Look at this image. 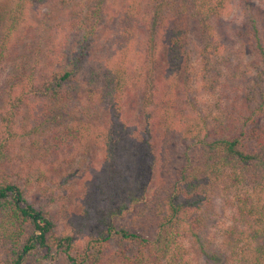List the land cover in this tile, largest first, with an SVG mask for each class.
Masks as SVG:
<instances>
[{
    "label": "trees",
    "instance_id": "16d2710c",
    "mask_svg": "<svg viewBox=\"0 0 264 264\" xmlns=\"http://www.w3.org/2000/svg\"><path fill=\"white\" fill-rule=\"evenodd\" d=\"M53 1L0 0V264H30L36 254L66 264H264V0L240 1L253 62L242 91L216 29L228 0H125L117 59L95 66L93 46L113 1L63 0L74 8L54 27L39 73L11 53L29 10ZM130 96L140 97V113L127 120ZM83 99L104 112V124L86 120L89 110L75 106ZM46 133L53 147L89 142L103 154L74 232L51 209L54 193L44 188L37 206L7 171L17 142ZM218 193L234 213L229 227L216 228ZM211 229L218 246L205 239Z\"/></svg>",
    "mask_w": 264,
    "mask_h": 264
},
{
    "label": "rangeland",
    "instance_id": "374dc122",
    "mask_svg": "<svg viewBox=\"0 0 264 264\" xmlns=\"http://www.w3.org/2000/svg\"><path fill=\"white\" fill-rule=\"evenodd\" d=\"M73 1L75 6H79L85 4L87 0ZM111 1L113 2L105 4L107 8L102 17V25L93 46L92 58L89 63L91 66L105 62L113 64L117 59L113 35L118 26L116 14L123 8L125 0ZM240 1L228 0L227 14L216 24V29L217 34L233 55L232 72L234 71L237 77L231 81H236L232 83L238 84L240 91H242L253 77V62L249 64L250 53L244 48L245 44L241 39L244 16L241 11ZM70 8H74L71 3L65 5L63 0H54L52 3L37 5L34 9L29 10L27 13L29 23L21 31L23 40L17 49L11 53L14 61H18L20 66H23L25 61L29 69L33 66L37 67V71L40 73L48 55L53 53L55 47L51 33L54 31L55 26L57 27V25L62 23ZM111 17H113V21L110 20ZM261 29L264 40V19ZM22 57H25V59L22 60ZM192 60L195 65V58L193 57ZM6 74L7 70L3 73L0 72V113L6 107L4 105L7 87ZM194 95L196 96V93ZM208 98L207 95L200 96L199 103L203 105V102H208ZM125 102L124 115H126V119L132 120L134 117L139 116L140 97L130 96L127 97ZM75 106L79 109L89 110L86 115V117H89L86 120L92 121V125L105 123L104 112L95 107V105L87 103L83 99ZM26 113L25 111L24 114L26 115ZM76 116L78 117L79 115L76 114ZM78 118L81 119L80 116ZM84 119L82 117L81 120ZM48 134L24 140L20 143L17 142L9 154V168L7 171L13 175V180H16L21 187H25L31 203L44 202L46 196L44 188H48V193H54L56 204H53L51 209L58 211L61 216V228L64 227L68 231L74 232L77 231L74 228L76 227L75 221L78 219L77 211L80 197L84 189L91 187L92 178L100 170L103 154L89 142L81 147H53L54 142L51 143L50 135ZM128 149L132 153L138 150L136 146H131ZM217 196L218 198L214 204L219 214L216 228L229 227L233 223L234 213L231 211V207L226 202L224 195L218 193ZM206 238L218 246L220 236L214 229L208 232L205 236ZM199 263L205 264L204 260H200ZM30 264H66V262L61 257L52 261H44L42 254H36L31 257Z\"/></svg>",
    "mask_w": 264,
    "mask_h": 264
}]
</instances>
